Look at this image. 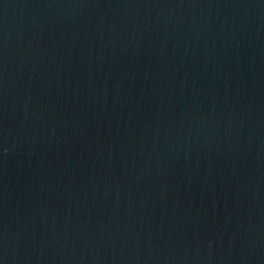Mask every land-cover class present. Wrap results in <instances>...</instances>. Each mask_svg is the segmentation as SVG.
<instances>
[{
  "label": "water",
  "instance_id": "1",
  "mask_svg": "<svg viewBox=\"0 0 264 264\" xmlns=\"http://www.w3.org/2000/svg\"><path fill=\"white\" fill-rule=\"evenodd\" d=\"M0 264H264V0H0Z\"/></svg>",
  "mask_w": 264,
  "mask_h": 264
}]
</instances>
